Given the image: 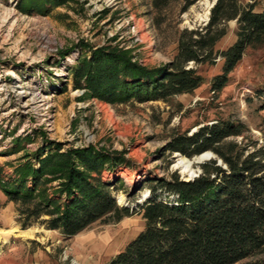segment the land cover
I'll use <instances>...</instances> for the list:
<instances>
[{"label": "rangeland", "instance_id": "obj_1", "mask_svg": "<svg viewBox=\"0 0 264 264\" xmlns=\"http://www.w3.org/2000/svg\"><path fill=\"white\" fill-rule=\"evenodd\" d=\"M17 1L0 0V167L4 179L12 178L13 167L25 154L46 142L60 143L63 149L91 144L110 152L123 151L126 162L104 172L102 180L115 187L116 202L123 198L119 205H136L138 210L141 199L149 195L148 180L171 174L192 180L201 172L199 164L217 159L210 151L191 159L178 153L168 157L163 147L174 131L188 130L189 135L216 119H229L249 129L246 141L242 137L234 141L249 144L251 138L263 143L264 46L246 51L218 95L210 92V82L221 73L220 59L212 66H198L202 85L168 103L111 106L81 100L83 91L72 88L68 70L80 57L82 44L118 45L129 49L141 64L158 66L173 58L183 29L208 22L214 0H198L186 11L180 1L157 11L150 0H74L47 16L22 14L16 9ZM240 2L252 5L255 12L264 11V0ZM235 30L236 22L229 21L216 49L229 47ZM66 50L71 51L61 60ZM28 135L31 141L25 144L26 150L12 154L14 139ZM217 165H221L219 159ZM129 193L133 195L127 197ZM159 198L164 200L165 195ZM17 217L14 205L0 191V264H107L144 226L135 214L65 237L47 230L40 221L21 230Z\"/></svg>", "mask_w": 264, "mask_h": 264}, {"label": "trees", "instance_id": "obj_2", "mask_svg": "<svg viewBox=\"0 0 264 264\" xmlns=\"http://www.w3.org/2000/svg\"><path fill=\"white\" fill-rule=\"evenodd\" d=\"M73 1L18 0L16 9L47 16ZM150 1L157 11L180 1L186 11L198 0ZM229 21L236 22L235 41L218 50ZM262 46L264 11L255 12L240 0H216L204 26L179 33L167 63L148 67L118 45L82 44L68 75L72 88L83 91L81 100L111 106L168 103L202 85L198 66H212L220 59L221 73L210 82V92L218 95L246 51ZM70 51L61 54V60ZM260 131L262 144L251 138L249 144L234 141H246L249 129L229 119H216L189 135L188 130L174 131L163 147L168 157L178 153L191 159L210 151L221 165L217 159L199 164L200 174L189 181L176 174L148 180L149 195L138 210L118 205L112 195L115 187L102 180L104 172L126 162L124 152L91 144L63 149L60 143L46 142L25 154L13 167L12 178L4 179L0 167V191L14 205L21 230L40 221L47 230L71 237L140 215L142 231L107 264H264V117ZM29 141V135L15 138L11 153L26 150Z\"/></svg>", "mask_w": 264, "mask_h": 264}, {"label": "water", "instance_id": "obj_3", "mask_svg": "<svg viewBox=\"0 0 264 264\" xmlns=\"http://www.w3.org/2000/svg\"><path fill=\"white\" fill-rule=\"evenodd\" d=\"M215 1L216 0H214V2H213V4H212V6H211V8L213 7V5L215 4ZM189 180H191V178H189ZM189 180H187V181H189ZM133 194L132 193H129V194H127V197H131ZM147 197L148 196H146L142 201H145V199H147ZM118 203V202H117ZM137 205L139 204L138 202L136 203ZM119 205V204H118ZM121 206V205H120ZM131 207V209H135V207H136V205H132V206H130Z\"/></svg>", "mask_w": 264, "mask_h": 264}, {"label": "bare ground", "instance_id": "obj_4", "mask_svg": "<svg viewBox=\"0 0 264 264\" xmlns=\"http://www.w3.org/2000/svg\"><path fill=\"white\" fill-rule=\"evenodd\" d=\"M148 196V195H147ZM122 200H123V198L122 197H119L118 198V202H119V204H122ZM143 199H141V201H142ZM11 233H13L12 231H11Z\"/></svg>", "mask_w": 264, "mask_h": 264}]
</instances>
